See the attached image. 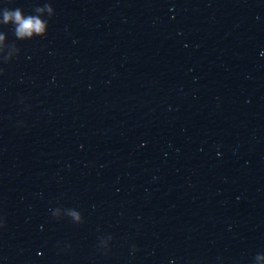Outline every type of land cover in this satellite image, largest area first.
Wrapping results in <instances>:
<instances>
[{
    "label": "water",
    "instance_id": "obj_1",
    "mask_svg": "<svg viewBox=\"0 0 264 264\" xmlns=\"http://www.w3.org/2000/svg\"><path fill=\"white\" fill-rule=\"evenodd\" d=\"M0 264H264V0H0Z\"/></svg>",
    "mask_w": 264,
    "mask_h": 264
},
{
    "label": "clouds",
    "instance_id": "obj_2",
    "mask_svg": "<svg viewBox=\"0 0 264 264\" xmlns=\"http://www.w3.org/2000/svg\"><path fill=\"white\" fill-rule=\"evenodd\" d=\"M4 19L5 22L9 20H15V22L19 25V28L17 30L19 35H30L31 30L35 29L39 31L41 29V24L38 20H33L32 18H22L19 10L15 12H5Z\"/></svg>",
    "mask_w": 264,
    "mask_h": 264
}]
</instances>
